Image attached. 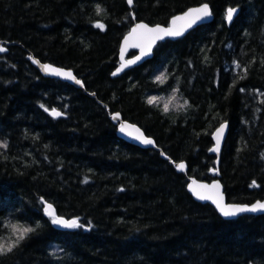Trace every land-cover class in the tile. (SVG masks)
<instances>
[{"label": "trees", "instance_id": "obj_1", "mask_svg": "<svg viewBox=\"0 0 264 264\" xmlns=\"http://www.w3.org/2000/svg\"><path fill=\"white\" fill-rule=\"evenodd\" d=\"M203 3L211 23L111 77L136 22L167 25ZM0 41V237L7 222L36 229L0 264H264V215L225 220L187 190L188 177L219 179L230 203L264 199V0H0ZM30 56L84 88L41 75ZM114 113L156 148L120 138ZM224 122L218 176L210 149ZM45 203L84 227L56 229Z\"/></svg>", "mask_w": 264, "mask_h": 264}, {"label": "snow or ice", "instance_id": "obj_2", "mask_svg": "<svg viewBox=\"0 0 264 264\" xmlns=\"http://www.w3.org/2000/svg\"><path fill=\"white\" fill-rule=\"evenodd\" d=\"M127 3L129 4V6H132L133 0H127ZM102 11L103 10L99 6H97V14H100ZM235 12L236 9L233 8H229L227 10V21H232ZM211 15L212 13L209 9V6L205 3L198 8L190 9L181 16L174 17L171 21V26L167 28L159 25L155 27H150L149 25L144 23H137L135 27L131 29L128 36H126L124 39V45L121 48V60L123 61V63L121 64L117 72L123 71L124 68L136 63L137 61L142 59V57L149 55L156 41L163 40L166 37L175 38L181 36L188 28L192 27L193 24H196L199 21H203ZM133 19H135V17H133ZM95 27L101 30L104 29V25L101 23H97ZM128 47L139 48L141 55L137 56L135 60L124 61V53ZM5 51L6 49L4 47H0V53H3ZM34 63L39 62L34 61ZM235 67L240 68L241 66L239 64H236ZM43 69L49 74L61 76L67 80H74L75 83L81 84V81L76 79L71 71H63L61 69L53 68L50 65H43ZM243 71L246 73L247 69H243ZM116 74L117 73H113V75ZM166 78L167 77L165 74H161L160 76L156 77V80L158 82L163 83ZM81 86L83 85L81 84ZM174 99L175 94H173V96L164 104V112L167 113L169 111V106L171 105ZM156 100V97H152L147 102L151 105L154 104ZM179 107H187V101H184V103L182 105H179ZM45 111H48V109L46 108ZM50 115H52L53 117H59L62 115V113L57 111L56 109H52ZM112 119L117 121L120 120L119 114H114L112 116ZM129 129H132V131H129ZM120 131L124 132L126 135H132L133 132H135L136 134L133 136L134 139L140 141V143L145 145H154V141L152 139L147 138L138 128H134V126L132 125L121 123ZM223 131L224 126H221V128L217 130L215 134L216 145L214 148L211 149V151L219 153ZM0 148H7V143H0ZM176 167L178 170H184L185 164L179 163L176 165ZM253 186H256L255 182H253ZM220 188L221 186L218 182H214L211 185H207L198 184L196 181H192V184L189 186V190L198 200H210L216 206L220 214L226 218L235 217L238 214L244 212H264V203L261 202H257L251 207H240L236 205L225 204L224 195L220 191ZM122 190L123 189H121V191ZM44 211L45 214L48 215L51 219V223L54 225H58L62 228L84 227V225L79 223L77 219L65 220L62 217L58 216L51 204L45 203ZM4 226L8 228L10 235L8 237H0V255H6L8 253H11L13 249L20 244V242L25 240L30 233H33L36 230L31 226H26L20 223L7 222ZM36 227H39V225H37Z\"/></svg>", "mask_w": 264, "mask_h": 264}, {"label": "water", "instance_id": "obj_3", "mask_svg": "<svg viewBox=\"0 0 264 264\" xmlns=\"http://www.w3.org/2000/svg\"><path fill=\"white\" fill-rule=\"evenodd\" d=\"M126 2H127V0H126ZM203 4H205V3H203ZM203 4H200V5H197V6L190 7V8H188V9H186L184 12H182V13H180V14H177V15L173 16V17L169 20V23H168L167 25H159V24H157V25L162 26V27H165V28L170 27V26H171V21H172V19H173L174 17L181 16V15H183L185 12L189 11L190 9L198 8V7L202 6ZM127 5H128L129 8H133L134 0H133V5H132V6H129L128 3H127ZM207 5H208V4H207ZM208 6H209V5H208ZM209 9H210V11H211V13H212V15H211L210 17L206 18V19L203 20V21H199V22H197L196 24H193L192 27L188 28V29L183 33V35H181V36H178V37H175V38H173V37H166V38L163 39V40H158V41H156L155 44L153 45L152 50H151V53H150L149 55L142 57V59H140V60L137 61L136 63L131 64V65H129L128 67L124 68L123 71H119V72H117V70L120 68L121 64L123 63V61L121 60V48H122V46L124 45V39H125V37L128 36V34L130 33L131 29H132L133 27H135V25H136L137 23H144V24H147V23H145V22H136V23L130 28V30H129V31L123 36V38L121 39V42H120V45H119V53H118L119 64H118V66L114 69V71L111 73V77L114 78V77L121 76V75H123L125 72H127V71H129V70H131V69H134V68H136V67H138V66L144 64L145 62L151 60V59L153 58V56H154V49H155V47H156L159 43L164 42V41H167V40H170V41H176V40H178V39H181V38L185 37V36H186L188 33H190L192 30H194V29H196V28H198V27H200V26H202V25H206V24L211 23V22L213 21V19H214V15H213V12H212V9H211L210 6H209ZM233 9H236V12L234 13V16H233V19H232L231 22L227 21V19H226V21H227L228 24H231V23L234 21V19H235V18L239 15V13H240V9H239V8L236 7V8H233ZM227 10H228V9H227ZM227 10H226V13H227ZM147 25H149L150 27H155V26H157V25H150V24H147ZM0 47H4V48L6 49V51L3 52V53H0V55L6 53V52L8 51V49L4 46V44H3L1 41H0ZM132 51L135 52V54L132 55V56H129V54H130ZM140 55H141V52H140V49H139V48H136V47H128V48L126 49L125 53H124V61H127V60H135L136 57H137V56H140ZM29 60H30L31 64H32L35 68H37V69L39 70V72L41 73V75H43V76H45V77H49V78H53V79H57V80H59V81H61V82L68 83V84H70V85H72V86H74V87H76V88H84L83 86H81V84L83 85V83H82L81 80H80V81H81V84H77V83H75L74 80H67V79H64V78L61 77V76H56V75L49 74V73H47V72L43 69V65H50V66H52L53 68L61 69V70H63V71H71L72 74H73V76H74L76 79H78V78L75 76V74L73 73L72 70H70V69H66V68H62V67H58V66H54V65H52V64H48V63H42L41 61H39L37 58H35V57H33V56H30V57H29ZM34 61H38L39 63H34ZM113 73H117V74H116V75H113ZM78 80H79V79H78ZM57 111H58V110H57ZM50 112H51V111H49V114H50ZM59 112H60V111H59ZM61 113H62V112H61ZM114 114H117V113H114ZM114 114H111V115H110V118H111V121L113 122V124L118 125V136H119L120 138H122L124 141H126V142H128V143H130V144L136 145V146L141 147V148H156V143H155V141L153 140V138L148 137V136L145 134V132L143 131L142 128H140L138 125H136V124H134V123H131V122L126 121V120H123L122 117H121V115H120L119 113H118V114H119V116H120V120H118V121H117V120H113V119H112V116H113ZM50 116H52V115H50ZM63 116H64V114L62 113V115L59 116V117H63ZM52 117H53V116H52ZM55 118H58V117H55ZM121 123H126V124H129V125L134 126V128H138V129H139V130H140V131H141V132H142L147 138H150V139H152V140L154 141V145H145V144L140 143V141L134 139L133 136L136 134L135 132H133L132 135H126L124 132H121V131H120V124H121ZM221 126H224V131H223V136H222V138H221V142H220V150H219V153H217V152H213V151H211V149L214 148L215 145H216L215 134H216L217 130L221 128ZM228 130H229V126H228V124H227L226 122H224V123L220 124V125H219V126L213 131V133H212L213 146H212L211 149H210V153L216 156V161H215V163H216V169H215V170H212L211 172H212L213 174L217 173L218 176H219L218 169H219L220 155H221V151H222V148H223L224 142H225L226 137H227V134H228ZM129 131H132V129H129ZM161 156H162L163 158H165V159H169L168 156H166L163 152H161ZM180 163L185 164V169H184V170H178L177 167H176V165L179 164V163H176V164H175V168H176V170H177L178 172H181V173H187V165H186V163H185V162H180ZM192 181H196L198 184H207V185H211V184H213L214 182H218V183L220 184V186H221L220 191H221V192L223 193V195H224V203H225V204H228V205H236V206H240V207H251L252 205L256 204L257 202L264 203V199H258V200L254 201V202H252V203H230V202H228L227 199H226V195H225V193H224L223 185H222V183H221V181H220L219 179H215V180H213V181H211V182H207V181H203V180H198V179H196V178H194V177H188L187 190H188L189 194H190V195H191L196 201H198V202H201V203H208V204H210L212 207H214V209L216 210V212H217V213H218L223 219H225V220H233V219L237 218L238 216H240V215H244V214H247V215H253V216L264 215V212H260V211H258V212H244V213H240V214H238V215L235 216V217L226 218V217H224V216H222V215L220 214V212L217 210L216 206H215L210 200H206V201L198 200V199L192 194V192L189 190V186L192 184ZM47 204H48V203H47ZM52 207H53V206H52ZM53 209H54V208H53ZM54 210H55V209H54ZM55 212H56V211H55ZM62 218L65 219V220H73V219H67V218H64V217H62ZM54 227H55L56 229H58V230H62V231H70L71 229H73V228H62V227H60V226H58V225H54Z\"/></svg>", "mask_w": 264, "mask_h": 264}]
</instances>
